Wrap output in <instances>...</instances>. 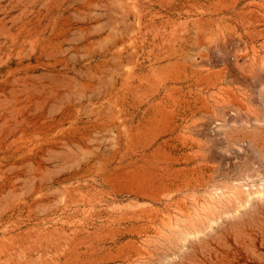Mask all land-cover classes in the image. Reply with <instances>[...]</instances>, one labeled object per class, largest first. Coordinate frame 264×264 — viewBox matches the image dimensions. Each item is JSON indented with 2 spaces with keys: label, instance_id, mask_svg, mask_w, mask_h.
I'll use <instances>...</instances> for the list:
<instances>
[{
  "label": "rangeland",
  "instance_id": "rangeland-1",
  "mask_svg": "<svg viewBox=\"0 0 264 264\" xmlns=\"http://www.w3.org/2000/svg\"><path fill=\"white\" fill-rule=\"evenodd\" d=\"M0 264H264V0H0Z\"/></svg>",
  "mask_w": 264,
  "mask_h": 264
},
{
  "label": "bare ground",
  "instance_id": "bare-ground-1",
  "mask_svg": "<svg viewBox=\"0 0 264 264\" xmlns=\"http://www.w3.org/2000/svg\"><path fill=\"white\" fill-rule=\"evenodd\" d=\"M262 152V151H261ZM202 159H204V158H202ZM239 195V194H238ZM251 196V195H250ZM250 198V197H249ZM251 199V198H250Z\"/></svg>",
  "mask_w": 264,
  "mask_h": 264
}]
</instances>
